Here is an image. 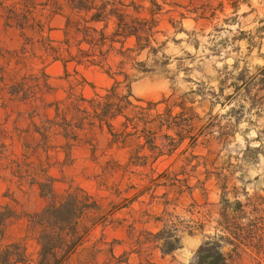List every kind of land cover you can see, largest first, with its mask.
<instances>
[{
	"label": "trees",
	"instance_id": "obj_1",
	"mask_svg": "<svg viewBox=\"0 0 264 264\" xmlns=\"http://www.w3.org/2000/svg\"><path fill=\"white\" fill-rule=\"evenodd\" d=\"M180 1L0 0L4 24L18 29L23 37L21 50L14 55L16 65L25 66V55L34 53L35 43L42 44L43 52L52 54L53 60L62 61L64 67L72 61L71 58H61V54H70L69 39L58 45H53L48 36L42 41H34L35 36L43 38L48 16L61 14L63 10L80 16L82 24L75 30V34L81 35V39L74 40L77 51H80L81 43L88 46L83 51L87 54L88 64L104 68L106 54L115 52L121 57L115 71L110 67L104 70L112 80L104 94L94 93L86 98L68 92L63 103L54 105L51 119L32 124L24 130L16 129L17 140L25 148L40 149L48 157V152L57 147L52 143L60 137L63 144L59 147L66 152L65 157H68L71 147L88 144L95 162L105 176L120 165L113 158H108L104 150L96 155L99 145V141L95 139L96 133L103 136L107 149L125 151L126 167L136 168H146L163 156L170 157L187 141L177 157L180 156L182 164L180 171L189 168V172L181 174L183 178H179L180 173L177 171L155 173L151 170L138 174V183L129 184L123 190L119 185L106 186L115 197H120L123 193L129 194L130 188L136 191L130 197L123 198L125 206H114L111 211L106 212L91 196L77 188L55 196L53 179L48 176L46 168L33 165L25 154L15 155L0 135V180L18 187L38 184L43 193L52 196L51 203L40 211L23 215L7 204H0V264H133L131 256L148 258L155 250L161 255L172 254L181 248V232L175 216L169 210V194L176 189L175 192L181 195L184 193L183 187L190 193L195 189L205 191L206 182L213 175L221 191L215 234L206 237L199 244L187 264H230L229 256L224 251L225 245H233L234 250L256 247V231L264 229V198L257 196L253 199V196H247L245 192L244 201H241L237 194L232 193L234 200L230 202L227 198L230 194L227 190L228 176L222 172L214 174L209 169L212 164L207 154L202 156L194 152L199 145L207 148L212 141L226 146L245 112L255 109L257 116L264 115V63L255 69L254 74H249L245 68L238 69L236 64L232 65L230 71L225 68L226 71L218 82L217 92L205 93L198 90L178 97L170 94L159 101H150L134 97L130 90L137 75L148 71L145 63L136 62L135 56L130 54L146 51L148 55L155 56L158 53L160 45L162 46L158 40L161 33L160 18L169 13L170 8L180 7ZM188 1L192 3L194 0ZM246 1L248 0H227L233 11ZM218 6L222 9L223 1H218ZM199 9L201 13L198 18H201L200 15L215 7L211 0H203ZM109 22H112L113 30L107 33ZM97 23L103 24L101 29L95 27ZM259 30L264 31V25ZM28 32L35 36L26 35ZM130 38L134 41V47L125 48L124 45ZM97 50L99 57L94 55ZM12 57L7 58L6 66L0 67V110H6L13 102L29 101L34 88L38 86V80L44 77L43 73L37 76L21 73L19 68L8 69ZM129 70L132 72L129 73ZM227 81H230L228 86L225 85ZM80 83H85V80H77V84ZM225 88H230L231 93L223 97ZM192 95H198L202 99L209 96V99L204 98L200 104L202 106L205 101L209 102V111L203 116L194 111ZM231 102H236V105L224 115L229 118L222 124L224 116L212 115L211 108L217 103L224 107L225 103ZM243 102L250 106L246 109ZM37 116L32 112L29 118L33 120ZM250 150L247 146L244 154ZM192 179L195 183L190 186ZM104 183L105 180L102 183L105 186ZM158 188L166 191L158 196ZM145 195L154 200V205L162 206L159 213L150 209L137 211L132 208L133 203ZM122 208L129 210L131 219L117 222L118 225L123 221L127 222L128 249L116 255L114 247L119 243L106 242L104 234L95 238L94 231L98 227L104 229L113 224V213ZM248 216L249 219L252 217L248 224L238 223ZM20 220H24V235L16 241H6L10 226ZM149 222L156 225V231L137 228V225ZM249 234L251 235L248 236ZM29 242L33 244L32 252L28 250ZM136 264L152 263L139 260Z\"/></svg>",
	"mask_w": 264,
	"mask_h": 264
},
{
	"label": "rangeland",
	"instance_id": "obj_2",
	"mask_svg": "<svg viewBox=\"0 0 264 264\" xmlns=\"http://www.w3.org/2000/svg\"><path fill=\"white\" fill-rule=\"evenodd\" d=\"M218 1H223L222 9L218 6ZM202 2L203 0H194L192 3L188 0H181L180 7L171 8L169 13L160 18L161 33L158 40L162 46L160 45L158 53L155 56H147L143 53L136 59L137 62L145 63L148 71L137 75V80L132 85L135 97L159 101L170 94L178 97L198 90H203L205 93L217 92L218 82L223 77L225 68L230 71L232 65L236 64L238 69L245 68L249 74H254L255 69L263 65L264 31L259 29L264 25V0H248L239 4L235 11L228 5L227 0H211L215 9L198 18ZM18 35L16 31L4 30L0 24V54H5L19 46ZM162 62H166L165 65L161 64ZM33 65L34 69H40L43 66L39 61H35ZM46 70L51 77L50 84L55 90L50 94H37L36 102L39 104L41 100L48 103L61 94L58 88L60 81L57 80V77L62 75L61 66L55 63L50 64ZM79 71L88 81H93L98 86L105 85V79L97 69L80 67ZM229 83L230 81H227L225 85L228 86ZM85 90L89 91L87 87ZM230 93L231 89L225 88L223 97ZM262 94L264 95V91ZM204 98L209 99V96ZM203 99L198 95L193 96L192 106L200 116L209 111V102L205 101L202 106L200 105ZM243 104L246 109L250 106L247 102ZM235 105L236 102L225 103L224 107H220L218 103L214 104L211 114L224 116ZM20 109L23 110L25 107L22 106ZM1 115L0 119L3 121V114ZM241 117L240 122L234 128L233 135L228 138L226 146L212 141L207 148L199 145L194 152L202 156L207 154L212 164L209 169L214 174L222 172L228 176L227 190L230 194L227 198L230 202L234 200L232 193L237 194L241 201H244L245 192L247 196H253V199L257 196L264 198V115L257 116L255 109H252ZM14 118L15 114L11 113L10 120L1 130V134L8 143ZM227 118L229 117L222 118V124H225ZM25 124L23 123L22 126ZM186 144L187 141L170 157H160L146 168L131 167L128 171L119 168L105 176L99 165L92 160L88 147H75L70 160L66 163L62 162L61 154L56 162H51L49 174L54 180L53 192L55 196H59L68 190L80 189L97 201L106 212L111 211L114 206L117 208L125 206L126 202L123 198L130 197L136 191L130 188L129 194L123 193L122 196L115 197L109 189L101 185V180L106 179L107 187L117 184L123 190L126 186H130L129 184L138 183L140 178L138 174L148 173L151 170L155 173L177 171L180 173L179 178H183L181 174L189 172V168L180 171L182 164L177 153ZM101 146L106 147L104 140H101ZM247 146L251 150L244 154ZM106 151L108 158H113L121 164L126 162L123 152L115 148ZM99 153L100 151L97 155ZM28 157L34 163L42 160L37 152H32ZM194 183L193 179L190 180V186ZM183 190L184 193L181 195L175 192L176 189L169 194L171 203L169 210L175 216L178 230L181 232V248L169 255H161L155 250L148 258L137 259L132 256L133 264H136L138 260L142 262L146 260L152 264H187L199 244L206 237L214 236V228L221 206V191L215 176L213 175L206 182L205 191L195 189L190 193L185 187ZM165 191L164 188H158L156 195L160 196ZM51 201L52 196L43 193L37 187L19 189L17 186L8 187L7 184L0 182V204L9 205L18 214L40 211ZM161 207L154 205V200L149 195L141 197L133 204V208L137 211L150 209L159 213ZM127 211L126 208L115 211L113 224L107 225L104 229L98 227L94 231L95 238L104 234L105 241L108 243L122 241L114 249L116 255L127 249L124 243L127 223H122L121 226L117 224L123 218L129 217L128 220H131L126 214ZM250 219L248 216L239 220L238 223L246 225ZM23 221H17L10 226L6 241H16L22 238L24 235ZM137 228L156 230L152 222L137 225ZM255 241L256 247L243 250H234L233 245H225L224 251L229 256L230 264H264V229L256 231ZM28 250L33 251L31 242H29Z\"/></svg>",
	"mask_w": 264,
	"mask_h": 264
},
{
	"label": "crops",
	"instance_id": "obj_3",
	"mask_svg": "<svg viewBox=\"0 0 264 264\" xmlns=\"http://www.w3.org/2000/svg\"><path fill=\"white\" fill-rule=\"evenodd\" d=\"M2 16H3V13L0 11V24L3 27V29L16 31L17 33H19L18 36L20 38V42L18 44L19 46L17 48L13 49L12 51H7L5 54H0V67L6 66V63L8 60L7 58H9V56L12 55L13 57H12L11 61L9 62L8 69H13V68L18 69L19 68V69H21V73H30V74H34L37 76L40 75L41 73H43L44 77L38 80V82H39L38 86L36 88H34L35 91L33 92V96L29 101H27L25 103L24 102H13V103H11L10 107L7 108L6 110H0V116H2L1 114H3V121L0 119V135L5 139L6 144L9 146V148L12 150V152L17 156H21L22 154H25L28 157V156H30V154L32 152H37L42 157V160H40V162H38V163H34L31 160H29V157H28V161L30 163H32L33 165H36V166H40V165L44 166L47 170L48 176H50L49 169L51 167V162L52 161L56 162V160L58 159V156L61 154L62 155V159H61L62 162L66 163L67 161L70 160L72 150L75 147H88L90 154H91V157H92V160L95 162V160L92 156L91 147L88 144H80V145H75V146L71 147V149L68 151V157H65L66 152L61 150L59 147L63 144V140L60 137H57V140H55L52 143L57 147L55 150L49 151L48 152L49 155L47 157L46 154L43 153L40 149H33V148L27 149V148H25L22 145V143L17 140V137L15 135V131H16V129L24 130L27 127H31L32 124H39L40 121L51 119L54 115V105L58 104V103H63L65 101V98H66L68 92H73L77 95L79 94V95H82L83 97H86V98H90L91 96H93L94 93L104 94L105 90L108 89L112 84V80L106 75L104 70L107 69L108 67H110L113 71H115L119 61L121 60V57L117 56L115 52H111L109 54H106V60L104 62V68L88 64V62H86L87 54L83 53V51H86L88 49V46L84 43H81L79 45L80 51H77L76 42L74 40V39H76V40L81 39V35L75 34V30L79 26H81V24H82L80 16L76 15L74 13H71L67 10H63V12L61 14H56L52 17H51V15L48 16V19L46 20V23L44 25V31L42 33L43 38H40L39 36H35L31 32L26 33V35L33 36V37L35 36L34 41L35 40L42 41V39H44L46 36H48L50 38V40H52L53 45H58L60 42L64 41L65 39H69L70 44H71V47L69 48L70 54H61V58H63V59L71 58L72 61H69L66 64V66L64 67L62 61L53 60L52 54H47V53L43 52V50L41 48L42 44H39L40 45L39 46V45H37L38 43H35L34 47L36 49L34 50V53L32 54L31 52H29L28 54L25 55L26 56L25 57L26 58L25 63H24L25 66L16 65V58H14V55L19 54V52H20L21 47L23 45V37H22V35L18 29L14 28L11 25L6 26L4 24V19ZM57 21H58V23H56ZM159 25H160V22H159ZM102 26H103L102 23L95 24V27L97 29H101ZM112 30H113V24H112V22H109L106 32L109 33ZM117 46H119V45H117ZM124 46H125V48H133L134 47L133 39L132 38L128 39ZM65 47L66 46H63V48H65ZM143 53L147 54L146 51H143V52L138 53V54L134 53V54H130V55L132 57L135 56V60H136L137 57ZM94 55L100 56V54L98 53V50L95 51ZM99 56H97V57H99ZM147 56H149V55L147 54ZM35 61H39L41 64H43V66L40 69H34L33 64ZM54 63L59 64L61 66V69H62V75L57 77V80L60 81L58 88L61 90V94L57 98H55L54 100H52L48 103H44L41 100V104H39L36 102L37 101V97H36L37 94H41V95L42 94H50L55 90V88L50 84L51 77L46 70V68L50 64H54ZM80 67H86V68L90 67V68L97 69L101 73V75H103V77L105 79V85L98 86L95 82L88 81L86 79V77L84 76V74L79 71ZM131 72L132 71L129 70V73H131ZM81 78H83L85 80V83L77 84V80H80ZM135 82L136 81H134L130 86V90H131L132 95H133L132 85ZM86 87L89 89V91L85 90ZM145 100H147V99H145ZM22 106L25 107V109L21 110L20 108ZM32 112H35L36 114H38V116L35 117L33 120L29 118V115ZM11 113L15 114V118L13 120L12 132L9 134V140L10 141L8 143L6 138L1 134V130L4 126V124H6L10 120ZM23 123H26L25 126H22ZM32 135H35V134H32ZM35 136H37V135H35ZM102 137L103 136H101V134H99V133H96V135H95V139H97L99 141L98 150L96 152V155H97L98 151H100V153H99V155H100L103 150L105 151V154H107L106 150H110V149H107L106 147L102 148V146H101V140H103ZM100 148H102V149H100ZM118 151L123 152L124 155L126 156L124 150H118ZM125 160L127 161V156H126ZM95 163H97V162H95ZM118 163L120 165L119 168H123L126 171H128L131 168V166L126 167V165H125L126 162L122 163V164L120 162H118ZM119 168H117V169H119ZM115 170H113L112 172H114ZM103 180H105V183H106V179H102L101 185L103 183ZM0 182L7 184L8 187L9 186H17L16 184L4 182L2 180H0ZM53 184H54V180H53ZM114 185H117V184H114ZM102 186H104V185H102ZM25 187H27V188H32V187L39 188L38 184H33L31 186H25ZM25 187H18V188L22 189ZM104 187H106V185ZM132 208H133V205H132ZM128 211L126 214L128 216H130V214H128ZM128 218H123V219L128 220ZM122 223H127V222L123 221ZM121 224H119V225L121 226ZM147 230H150V229H147ZM156 230H157V228H156ZM156 230H151V231H156ZM118 243L119 244H117V245H120L122 243V241H120ZM124 243L128 249L127 238L125 239ZM115 247H116V245H115ZM115 247H114V249H115ZM127 249H125V250H127ZM131 258H132V256H131Z\"/></svg>",
	"mask_w": 264,
	"mask_h": 264
}]
</instances>
